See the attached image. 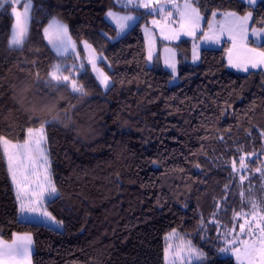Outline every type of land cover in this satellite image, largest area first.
I'll list each match as a JSON object with an SVG mask.
<instances>
[{
    "label": "trees",
    "instance_id": "trees-1",
    "mask_svg": "<svg viewBox=\"0 0 264 264\" xmlns=\"http://www.w3.org/2000/svg\"><path fill=\"white\" fill-rule=\"evenodd\" d=\"M33 2L21 48L9 46L11 6L0 10V136L23 143L29 127H45L57 189L45 206L63 228L23 219L0 143V238L31 235L33 264H166V238L176 231L206 254L196 264H238L219 251L217 222L232 225L253 203L264 212V71L230 69L226 45L203 49L193 64L184 40L171 43L179 60L171 85L175 75L160 56L148 62L143 26L150 14L115 0ZM193 3L204 28L216 12H252V28H264V0ZM109 10L141 19L117 39ZM53 18L79 45L85 69L75 79L83 94L49 79L57 63L77 62L48 44L44 29ZM83 41L105 55L108 90L87 64ZM258 47L264 51V42ZM242 156L247 167L234 171L232 161L239 167Z\"/></svg>",
    "mask_w": 264,
    "mask_h": 264
},
{
    "label": "snow or ice",
    "instance_id": "snow-or-ice-1",
    "mask_svg": "<svg viewBox=\"0 0 264 264\" xmlns=\"http://www.w3.org/2000/svg\"><path fill=\"white\" fill-rule=\"evenodd\" d=\"M116 4L121 7H127L129 5L136 8H144L149 9V14L154 9H158L161 13H164L165 16L171 17V12H164L165 5L160 4L159 0H156L154 3L153 0H115ZM167 2H172V0H167ZM20 3V0H0V8H4L5 5H17ZM249 5H254L257 3V0H248ZM23 11H18L17 7L12 6L11 11L15 17V24L12 28L9 46L15 48H21L25 41V35L27 32V20L30 18L29 13L31 9V0H23L22 3ZM173 7L177 11L179 15V28L173 30L174 35L171 37L172 39L178 38L180 32H184L186 35H194V30L199 26L200 22V13L199 9L193 7L191 3H188L187 0L183 7L181 8L178 5L173 4ZM215 16V13L212 14ZM226 15L235 17L238 21L239 25V34L241 39H246L247 28L249 20L252 19V12H248L243 17H236L235 13H227ZM106 16L110 18L119 28L120 32L125 31L130 25L129 21L135 20L136 17L130 15H121L118 12L109 10L106 13ZM158 22L153 20V24H157ZM211 27V25H209ZM223 31V29H221ZM229 33H233L234 29L229 28ZM253 34L258 35L259 32L256 29H253ZM44 36L48 39V43L51 45L52 49L55 50L57 56H65L70 49L76 48V43L73 41L72 37L69 35L67 25L53 20L47 28L44 29ZM206 38L212 39L211 37ZM167 38V37H166ZM235 41V35H231L230 37ZM219 38H216L218 42ZM83 46L85 49L91 50L92 53H95V49H92V46L87 43V41H83ZM247 53L251 55H246L243 59L237 58L233 60L232 56L229 55L228 63L239 70L247 72L249 70L248 66L251 65L252 68H258L264 66V51L256 52L255 49H247ZM152 55L149 52L148 59L151 60ZM100 59H104L100 57ZM194 59H198V55L194 52ZM35 63V62H33ZM88 63L92 66L94 72L97 73V77L100 80V83L105 87H109L110 77L100 71V69L96 65V57L94 55H90L88 57ZM173 71H175V64L169 65ZM79 69H83L84 65L80 64ZM68 73V74H65ZM79 74L77 71V66L73 65L71 67L65 65L61 66L60 63H57L52 67L50 72L48 73L50 81L56 82V84H63L65 87L71 88L73 93H84V88L80 85L77 80L74 78L73 74ZM37 78H39V73H36ZM51 123V121H49ZM27 139L20 144H13L12 141L7 139L6 137L0 136V143L4 146V152L7 156L9 170L11 172V176L13 181H16L17 170L20 167V157L24 156L31 162V167L35 171V158L33 153L39 154V159L47 164V156L45 155V134L44 128L41 126L40 129L34 130L32 128H28L26 130ZM246 156H242L239 159V167H237V162L235 160L232 161V167L234 171H241L247 167L246 164ZM255 171L261 172L260 168H256ZM36 179L34 181L35 187L30 191L26 192V187L21 185L19 182L16 183L17 187V195L18 199L21 200L20 209L21 211H27L31 213L38 214L49 221L55 222V217L48 212L42 203L43 196L47 193L49 196H54L57 193V189L55 185L51 182L48 177L47 169L45 168L44 174L41 177L40 173H35ZM246 179L244 175L240 176V180L243 181ZM27 187H31V184L27 185ZM22 193H26L28 196L27 205L24 202ZM243 195V194H241ZM253 211L252 213H235L237 218L243 216L244 223L239 226L240 234L245 236L246 238L241 239L240 236L233 235L234 229H229L228 234L225 236V244L226 247H222L219 249L220 252H234L236 254V258L240 261V264H244V261H247V264H264V214L258 212L256 210V204H252ZM251 216V219L248 217ZM247 226V229H246ZM229 236L231 238H229ZM26 243L23 245L17 246L15 249L11 247L7 248V254L9 256L13 254H18L21 256H26L28 244L31 243V237L19 238ZM5 250H0V254H3ZM183 251V250H182ZM187 254L188 259L195 257L198 260L207 259L206 254L199 249L195 248L188 242L187 246ZM177 255H181V252H178Z\"/></svg>",
    "mask_w": 264,
    "mask_h": 264
},
{
    "label": "rangeland",
    "instance_id": "rangeland-1",
    "mask_svg": "<svg viewBox=\"0 0 264 264\" xmlns=\"http://www.w3.org/2000/svg\"><path fill=\"white\" fill-rule=\"evenodd\" d=\"M153 2L155 3L156 0H153ZM185 2H186V0H172V2H167V0H159L160 4L165 5L164 12L165 13L166 12L172 13L171 17L169 18V17L165 16L164 13H161L158 9H154L151 11L149 24L143 26V33L145 35L147 46H148V50H147L148 55H149V52H151V55H152L151 60L148 59L149 65H151V66L154 65L155 59L159 55L163 67L168 69L169 71H171V73H173L175 75L170 82L171 85L176 84L178 82L177 73H178V68H179L178 67V63H179L178 52H177L176 47H174V45L171 43L176 44V43H180L184 40H189L191 43L189 61L193 64H197L200 62V59H201V51L205 48L216 47V45L218 44V42L216 41V38L217 37L220 38L219 35L224 31V30L221 31V29L224 28L226 23H227V25L229 24L228 19H226V21L219 23L216 27H213L216 23V21H215L216 15H219V16L221 15L220 17L223 16V18H226L225 17L226 14L230 13V12H227V13L226 12L225 13L216 12L215 16H212L210 21L208 22L207 28H204V25H203V29H202V31H200L201 32L200 34L197 35L194 32V35H186V34H184V32H180L178 38L172 39L171 37L174 35L173 30L179 28V23H178L179 15H178L177 11L175 10V8L173 7V4L178 5L182 8L183 5L185 4ZM187 2L192 3L194 5L193 0H187ZM22 3H23V0H20L19 4L11 5V8H12V6H15V7H17L18 11L22 12L23 11ZM33 4H34V2H33V0H31V9H30V13H29L30 18L27 20V32L25 35V40L27 39V37L29 36V33H30V24H31ZM129 7H133V6L129 5ZM134 8H136V7H134ZM1 9L2 8H0V10ZM136 9L143 10L148 14L150 11L149 9H144V8H136ZM115 12H117V11H115ZM118 13L121 15L134 16V17H136V19L129 21L128 23L130 26L127 29H125V31L120 32L117 25L110 18L105 16L106 20L110 24H112L114 27H116L117 33H118L117 39L122 37L123 35H125L141 19V16L137 13H134V12H130V13L118 12ZM199 13H200V17L204 18V16L202 15V13L200 11H199ZM11 14H12V11H11ZM241 16H243V15H241ZM13 17H14V15H13ZM252 19H253V16H252ZM53 20H57V21L63 23L59 19L53 18L47 24V26L45 28H47L48 25ZM153 20L157 21L158 23L153 24ZM14 24H15V17H14ZM14 24H13V26H14ZM63 24H65V23H63ZM204 24H205V20H204ZM209 25H211V27H209ZM253 29H255V28H253ZM68 32H69V29H68ZM204 33L207 34V37H211L212 39L206 38V36L203 35ZM69 35L71 36L70 32H69ZM72 39H73V37H72ZM46 40L48 42L47 38H46ZM73 41H75V40L73 39ZM75 43H76V48L74 50L70 49L65 56L76 55L77 62L74 63L73 65L77 66V71L79 72V71L84 70L85 66L83 69H79V67H78L80 64L84 65V63L82 62V57H81L82 54H80L79 45L77 44L76 41H75ZM87 43L90 44L89 42H87ZM161 43H164V44L161 46V49H159ZM81 48L83 50V54H84V57L86 59V62L89 65L92 73L94 74V76L96 77L98 82L100 83V80L97 77V73L93 71L92 66L88 63V57L90 55H94L96 57V65L100 69V71H102L103 73H106L110 77V75L108 74V72L105 70V68L102 65V62H105L108 65V62H107L105 55L98 53L96 50H95V53H92L91 50L84 48L83 43H81ZM242 48H244V47L242 45L240 46V44L238 42L235 43V45L233 46V50H234V52L237 53L238 56L233 57V60H236L237 58L243 59L246 55H251V54L245 53V51ZM92 49H95V48L92 46ZM53 51L55 52L54 49H53ZM194 52L196 55H198V59H194ZM100 57H103L104 59H100ZM173 63L175 64V71H173V69L169 66L170 64H173ZM73 65H70V66H73ZM229 67H230V69H233L234 71L246 73L245 71H242V70H239L237 68L232 67L230 64H229ZM248 68L251 70L261 69L264 71V66H261L258 68H252L251 65H249ZM65 74H68V73H65ZM73 75L75 78L77 74L74 73ZM100 85L102 86L103 90H108L110 88V86L112 85L111 77H110L108 88H105L101 83H100ZM40 128H38V129H40ZM43 128H44V134L46 137L45 127H43ZM38 129H34V130H38ZM12 143L13 144H20V143H14V142H12ZM46 143H47V141L45 139V145H46L45 155L47 156V164L43 163L39 159V154L33 153V156L35 158V164H36L35 171L31 167V162L26 157H24V156L20 157V167L17 170L16 181L13 182L15 184L16 189H17L16 183L19 182L21 185H24L26 187V192H30L35 187V183H34V181L36 179L35 173H40V175L42 177L44 174L45 168L47 169V174H48L49 179L53 183L52 176H51V165H50L48 148H47ZM2 146H3V144H2ZM3 149H4V146H3ZM29 184H31V187H27V185H29ZM22 196H23L25 204L27 205V203H28L27 194L22 193ZM50 197H52V196H49L47 193H45L43 196V200H42L43 206L47 211H48V209L45 206V202ZM20 205H21V200L19 199V207H20ZM256 210L258 212L264 214V212L262 210H260L257 206H256ZM20 211H21V209H20ZM252 211H253V208L251 207L250 210H243L240 213H252ZM21 216L23 217V219L28 220V221L41 222V223L50 225V226L57 228V229L63 228L62 223L58 222L56 219H55V222L49 221V220L45 219L44 217H42L38 214L27 212V211H23V212L21 211ZM248 219H251V216H249ZM243 223H244V217L243 216H241L239 218L234 217L232 225H226L222 221L218 220V222H217V224H218V232H217L218 239H217V241L220 244V248L227 246L225 244V236L228 234L229 229L235 230L233 235L240 236L241 239L246 238L245 236L240 234L239 226ZM246 229H247V226H246ZM229 238H231V237L229 236ZM188 242H190L191 245L194 246L195 248L204 252L203 250H201V248L199 246L197 247L195 245V243L193 242L192 239H190L186 235L181 234V233L176 232V231L171 232L166 238V252H165L166 264H196V263H198L200 260L196 259L195 257L188 259V254L186 251L187 246H188ZM178 252H181V255L178 256L177 255ZM222 255L233 256L236 259L237 263L240 264V261L237 260L236 254L234 252H231V251L230 252H224V253H222ZM244 264H247V261H244Z\"/></svg>",
    "mask_w": 264,
    "mask_h": 264
},
{
    "label": "crops",
    "instance_id": "crops-1",
    "mask_svg": "<svg viewBox=\"0 0 264 264\" xmlns=\"http://www.w3.org/2000/svg\"><path fill=\"white\" fill-rule=\"evenodd\" d=\"M243 1L248 3V0H243ZM260 1L261 0H257V3H259ZM256 4H254V5H256ZM193 7H195V6L193 5ZM126 8H134V7L127 6ZM230 13H235V12H230ZM220 16L216 15V17H215L216 23L213 27H216L219 23L226 21V19H228L229 24L227 25V23H226V25L224 26V28H223L224 31L219 35L220 38L218 40V44L216 45V47H210L208 49H211V48L212 49H219V48H222L224 45H226L225 55H226V61H227L228 66H229V63H228L229 55H231L232 58L238 56L237 53L234 52V50H233V46L237 42L240 44V46L242 45L244 47L242 49L245 51V53H247V49H255L256 52H261V50L258 46L264 42V28L263 29L262 28L261 29L255 28L259 32V34L254 35L253 31H252L253 28H252V19H251V20H249L248 24L246 25V28H247L246 39H241L240 34H238L239 33L238 21L235 19V17H231V16L226 15L225 16L226 18H223V16L222 17H220ZM243 16L236 13V17H243ZM203 25H204V18H201L200 22H199V26L196 27L194 30L195 34L198 35L201 33L200 31H202ZM229 28L234 29L233 33H231V34L229 33V31H228ZM203 35H205V33ZM231 35H235V37H236L235 41H233V39L230 38ZM161 46L162 45H160L159 49H161ZM249 71H252V70L249 69ZM14 186H15V184H14ZM24 237H31V243L28 244L26 256H21L18 254H13V255L9 256L7 254L6 249L9 247H11L12 249H15L17 246L23 245L24 243H26V241L19 239V238H24ZM0 250H5L3 252V254H0V264H33L32 256H33V252H34V242H33V237L29 234L16 235L14 240L11 242L5 241L2 238H0Z\"/></svg>",
    "mask_w": 264,
    "mask_h": 264
}]
</instances>
